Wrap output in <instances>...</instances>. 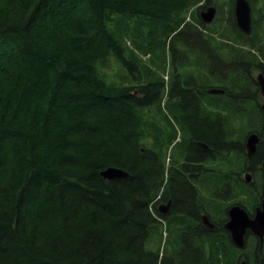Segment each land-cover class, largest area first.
<instances>
[{
    "label": "trees",
    "instance_id": "1",
    "mask_svg": "<svg viewBox=\"0 0 264 264\" xmlns=\"http://www.w3.org/2000/svg\"><path fill=\"white\" fill-rule=\"evenodd\" d=\"M215 1L0 0V264H264L225 230L264 198V0L250 35Z\"/></svg>",
    "mask_w": 264,
    "mask_h": 264
},
{
    "label": "water",
    "instance_id": "2",
    "mask_svg": "<svg viewBox=\"0 0 264 264\" xmlns=\"http://www.w3.org/2000/svg\"><path fill=\"white\" fill-rule=\"evenodd\" d=\"M218 9L216 6L208 7L205 11L200 13V18L204 24H212L217 16ZM234 15L236 23L240 31L246 35H250L253 31V16L252 6L249 0H234ZM257 81L261 85V93L264 96V76L261 73L257 76ZM212 94H223L224 91L221 89H213L210 91ZM261 137L257 133L250 134L246 139V151L247 157L251 160L258 151V145ZM262 170L264 173V161L262 163ZM100 176L104 180L123 179L129 177V173L117 168L107 167L100 172ZM244 179L247 183L253 181V175L250 171L246 172ZM264 196V188H263ZM171 203L161 206L159 210L163 214H167ZM204 224L210 229H214L215 226L212 224L207 216H203ZM225 230L229 233L230 239L233 245L238 249H244L246 247V236L248 232L259 237L261 240L264 239V198L262 200L261 207L257 208L251 217L248 211L240 206L233 205L228 210V221L225 224ZM241 264H248L246 260L242 261Z\"/></svg>",
    "mask_w": 264,
    "mask_h": 264
},
{
    "label": "rangeland",
    "instance_id": "3",
    "mask_svg": "<svg viewBox=\"0 0 264 264\" xmlns=\"http://www.w3.org/2000/svg\"><path fill=\"white\" fill-rule=\"evenodd\" d=\"M217 3H220L219 5H221V8H222V10H221V19H220V22L222 23V25H224L225 23L226 24H230L231 23V18H230V11H229V0H216L215 2H212V4H210V5H207L206 6V8L205 9H201V10H197V12H196V17H199L200 18V13L202 12V11H205L208 7H211V6H216V7H218L217 6ZM220 9V8H219ZM233 10H234V3H233ZM218 13H220V11L218 12ZM217 13V14H218ZM252 16H253V10H252ZM216 19V18H215ZM214 23V22H213ZM212 23V24H213ZM237 24V23H236ZM209 25H211V24H209ZM242 32V31H241ZM243 33V32H242ZM130 44V43H129ZM255 53H257L256 51H254ZM144 58V60L146 61V64L149 66V67H152V62L150 61V57H143ZM169 62V61H168ZM167 62V64L169 65L168 66V68L165 70V72H161V66H162V63H160V61H156V68L154 67H152L153 68V71H156V72H160L159 74H161V76L162 77H164L165 78V80L166 81H170V75L171 74H169V72H170V65H171V63L169 62L168 63ZM114 66H113V68L115 67V64H113ZM172 66V65H171ZM110 73H111V71H110ZM262 72H260V71H255V76H258L259 74H261ZM167 100V97L165 96V101ZM164 101V102H165ZM263 104H264V99H263ZM146 145H148V146H151L152 144H153V139H148L147 141H146V143H145ZM152 147V146H151ZM261 169H262V164H261ZM245 175V174H244ZM243 178H244V176H243ZM232 202H238V200H236V201H232V200H229V201H227V203H231V205L230 206H233V204L234 203H232ZM251 206V204H250V202H249V204L247 205V206ZM224 206V205H223ZM222 208H224V207H222ZM250 240V239H249ZM251 241H252V239H251ZM246 248V247H245ZM244 248V249H245ZM244 249H241V250H244ZM244 260V259H243Z\"/></svg>",
    "mask_w": 264,
    "mask_h": 264
},
{
    "label": "flooded vegetation",
    "instance_id": "4",
    "mask_svg": "<svg viewBox=\"0 0 264 264\" xmlns=\"http://www.w3.org/2000/svg\"><path fill=\"white\" fill-rule=\"evenodd\" d=\"M259 76V75H258ZM256 81H257V76H256ZM257 83L259 84V82L257 81ZM259 86H260V88H261V85L259 84ZM261 95H262V93H261ZM263 96V95H262ZM263 99H264V96H263ZM199 144V146H203V147H206L205 145H203V144H201V143H198ZM182 164H184V161H182ZM175 167L176 168H179V166L178 165H175ZM252 175L254 176V174L252 173ZM168 203H171V202H168ZM262 204V203H261ZM166 205V204H165ZM161 206H164V204H161ZM160 206V207H161ZM159 207V208H160ZM259 207H261V205L260 206H255L254 207V209H253V207L251 208V210H249L248 211V213H249V215L251 216V217H253V215H254V212L256 211V209L257 208H259ZM256 208V209H255ZM229 210V209H228ZM160 211V210H159ZM161 212V211H160ZM162 213V212H161ZM163 214V213H162ZM165 216H170L171 215V205H170V208H169V211H168V213L167 214H164ZM200 216V220H201V223L206 227V228H208L205 224H204V220H203V216H207L208 217V215L206 214V213H204V212H201V214L199 215ZM209 218V217H208ZM209 220H210V218H209ZM210 222L212 223V224H214V226H215V228H214V230L216 229V228H218L217 227V224H216V221H214V220H210ZM209 229V228H208ZM210 230V229H209ZM213 230V229H212ZM255 238V239H260L259 237H257V236H255L254 234H252V233H250V232H248V234H247V236H246V240H248L249 238ZM264 240V239H263ZM263 240H261L260 239V241H263Z\"/></svg>",
    "mask_w": 264,
    "mask_h": 264
}]
</instances>
